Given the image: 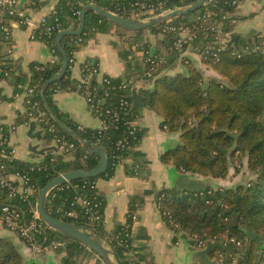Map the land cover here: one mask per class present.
Wrapping results in <instances>:
<instances>
[{
	"label": "trees",
	"instance_id": "1",
	"mask_svg": "<svg viewBox=\"0 0 264 264\" xmlns=\"http://www.w3.org/2000/svg\"><path fill=\"white\" fill-rule=\"evenodd\" d=\"M68 1L61 0L56 10L50 14V19L54 15H58L63 22H66L67 15L71 13V4L67 3ZM81 1L95 2L106 9L114 10L116 4L132 0ZM195 1L171 0V4L184 6ZM32 4L34 5V3ZM37 4L39 3L35 5ZM206 9L216 11L212 20L222 23L224 34L227 35L232 31L236 19L233 14L235 9L227 4L226 0H208L199 9L175 16L170 21L193 26L195 24L194 17ZM78 23L79 19L76 18L75 24ZM164 23L151 26L149 29L154 34L162 33L161 26ZM112 25L117 24L93 11L89 12L85 27L87 34L84 36V41L77 44L74 41L76 36L70 35L62 40V45L69 58L72 56V51L79 49L95 32H108ZM10 26L12 27V24ZM193 29L197 34L194 45H199L206 56L202 58L203 63L217 72L220 78L206 76L202 68L193 60L186 56L181 57L180 52L173 48L172 34L169 33H162L161 46L164 51H155L156 54L164 57V61L157 62L151 75L148 76L147 72L151 70L152 66L147 61L151 45L145 40L144 30L129 31L121 28L124 32L121 33L122 38L128 43L119 50L121 57L126 62V76L112 79L115 84L125 79H133L135 82L141 79L151 81V87L140 89L141 105L161 114L163 117L162 126L179 134L178 142L162 154L161 160L173 164L182 173L189 172L209 179L208 182L194 188L165 187L160 192L157 206L168 226L176 236L181 233L190 235L196 244L195 237L208 239L206 243L209 244L211 256L217 257L218 253H224L223 264L233 262L234 258H236L237 264H257V241L264 238V36L255 35L252 39L243 38L235 44L229 41L219 42L216 33L210 30L207 25L202 27L197 25ZM128 32L132 34L127 35ZM49 42L51 43V41ZM50 46V49H54V53L58 56L57 61L32 62L29 75L16 74L14 68L4 61L2 69L11 70L10 76L1 75V78L12 77L14 79L16 94L23 92L27 87H35L39 91V95L32 100H38L39 108L45 111L47 110L41 94L42 88L55 73L60 71L63 65L62 54L56 40ZM245 46H250V49L243 51ZM175 60L184 64V72L175 74L166 72V68L173 66ZM91 63L96 65V63ZM135 82L133 86H135ZM77 85L78 82L71 78L69 66L62 78L47 86L45 97L53 111L67 126L76 130L90 144L101 145L107 149L109 165L99 177L87 178L89 183L85 186L66 187L63 190L54 188L48 195L47 209L55 217L86 226L102 241L110 245L121 264H134L128 259V252L134 248L132 234L130 237L126 235V228L132 232L135 206L130 207L125 224L117 225L113 231L107 232L103 225L104 222L89 221L85 209L75 200L77 196L82 195L99 202L100 212L104 215V197L100 194L97 186L92 187L90 182L100 178H110L114 175V155L121 154L127 158L129 155L139 154L136 148L143 135L140 126L136 132L137 139L134 148L120 150L117 142L127 134V124L136 120L141 105H135L133 101V107L126 120L115 121L110 118L108 127L102 130L91 127L79 128L57 108L53 99L57 91L68 88L76 89ZM96 85L98 86L95 90L96 93L103 94V86L97 84L96 80L91 79L89 83L83 84L90 88ZM132 88L127 92L131 94L133 100ZM123 93L122 89L112 91L111 96L105 102V108L114 107ZM0 98L3 99L5 96L0 93ZM28 106L30 108L31 105L28 104ZM41 126L46 136L51 138V134L45 126L43 124ZM57 129L60 134H64L75 142L76 149L72 159L67 160L63 154L50 151L46 158L40 162L0 157V163L6 165L9 173L27 174L29 176L28 183L38 190H41L61 172L75 169L90 170L98 165L99 154L87 151L59 126ZM3 133L8 135L7 128L4 127ZM243 156L246 157L247 168L250 173L254 174V177L248 178L245 183L236 182L233 186L216 188L210 183V180L226 178L231 174L233 168L239 169L240 166L237 167L234 163L236 159L240 160ZM239 163L241 164V162ZM140 169V164L136 163L129 171L137 174ZM83 179L73 181L83 185ZM38 195L39 193H36L28 200H22L19 196L9 198L7 190L0 186V212L3 205L14 204L22 210L24 220L29 221L32 217L30 208L38 201ZM70 210H75L77 214L75 216L64 214ZM224 234L235 235L242 241L243 246L238 247L233 243L224 245L219 240L220 236ZM60 235L67 238L65 248L68 255L64 258L63 263L78 264L74 256L82 248H88L80 241L56 231L36 235L34 241L39 246H49L52 240L58 239L61 237ZM214 236H216L215 239H213ZM26 243L30 245L29 242ZM0 264H27L17 245L4 236H0Z\"/></svg>",
	"mask_w": 264,
	"mask_h": 264
},
{
	"label": "crops",
	"instance_id": "2",
	"mask_svg": "<svg viewBox=\"0 0 264 264\" xmlns=\"http://www.w3.org/2000/svg\"><path fill=\"white\" fill-rule=\"evenodd\" d=\"M60 2L61 0H32L28 10L38 18L52 14ZM36 3L39 4L35 5ZM233 14L236 16L235 23L232 31L223 39L224 42L237 44L243 38L264 36V0H244ZM11 24L12 38L6 45L4 55L6 64L12 66L16 74L29 75L32 62L49 63L58 60V56L45 42L30 38L28 28L16 22ZM120 29L118 26H111L108 32H95L75 50V62L70 66L73 80L81 82L84 65L90 61L96 63L100 70L99 76L93 78L99 85L104 76H126V62L119 50L128 43L122 38L121 33L124 32ZM131 34L128 32L127 35ZM143 35L150 43L152 51H164L162 40H159L157 34L144 30ZM184 55L199 65L206 76L220 78L193 50H187ZM184 71L185 66L179 60H175L173 66L166 68V72L170 74ZM151 85V81L146 79L137 80L132 88V95L135 87L140 97V89ZM26 90L16 94L14 79L0 77V93L5 96L0 98V121L7 128L8 142L14 149V158L40 162L50 151H58L52 139L46 136L41 124L30 115ZM53 99L57 108L79 127H101V120L91 113L85 97L77 89H61L54 94ZM162 121L161 114L141 105L137 117V124L143 131L136 148L139 154L129 155L124 164L116 167L112 177L97 180V188L105 200L104 228L111 232L117 225L125 224L130 207L135 206L131 227L134 250L131 255L128 254V259L132 258L134 264H221L210 255L209 244L199 247L188 234L181 233L176 236L157 206L160 193L157 196L156 193L165 187L194 188L209 180L189 172L182 173L173 164L161 160L162 154L179 140V134L164 128ZM31 124H34L33 129ZM33 134H39L40 138ZM64 156L70 160L74 155ZM136 163L140 164L141 169L137 174H133L129 169ZM238 175L237 172H231L226 178L210 180V183L216 188L233 186ZM0 236L9 238L17 245L27 264H64V258L68 255L65 246L57 249L44 246L35 250L16 233L2 225ZM263 251L264 238L257 241V264H264ZM74 257L78 264H105L89 247L82 248Z\"/></svg>",
	"mask_w": 264,
	"mask_h": 264
},
{
	"label": "built area",
	"instance_id": "3",
	"mask_svg": "<svg viewBox=\"0 0 264 264\" xmlns=\"http://www.w3.org/2000/svg\"><path fill=\"white\" fill-rule=\"evenodd\" d=\"M19 1L20 0H0V73L1 75H5L7 77L10 76L11 70H3L2 65L5 61L4 54L6 45L12 38V27L10 26L12 22L25 26L28 28L30 38L32 40H41L51 48L50 44L52 45L54 43V40H56L59 32L65 29H75L77 27L78 24H75L76 18L79 19L82 8L85 5L92 3L81 0L72 2L69 0L67 3L71 4V13L67 15L66 22H63L58 15H54L52 19H50V15L48 14L36 18L33 13L28 10V8H30L31 1L25 2L23 6L19 5ZM42 1L47 2L50 0ZM207 1L208 0H206L203 5H205ZM243 1L244 0H226V3L236 9ZM189 5L173 6V3L171 4V0H132L130 2H121L116 4L114 10H107L129 18H148L152 16L164 15L172 12L176 8ZM215 14L216 11L210 9H206L203 13H198L194 17L193 21L195 24L193 26L189 24L172 23L170 19L161 26V32L163 34H172L173 48L180 52L179 55L181 57L185 56L184 54L187 50H193L195 53L199 54L201 58H203L206 57L204 56V51L199 45H194V40L196 39L197 34L193 28L197 25L200 27L207 25L210 30L216 33L218 41L224 42L223 39L226 38V34L223 33L222 23L212 20V16H215ZM86 34L87 32L84 29L80 35L76 36L74 41L77 44H81L84 41V36ZM49 41H51V43ZM257 48H259V46H257ZM244 49L248 51L250 46H245ZM52 51L54 52V49H52ZM74 52L75 51H72V56L69 58V66L75 62ZM205 52L208 51L205 50ZM148 53L149 57L147 58V61L152 64L151 70L147 72V75L150 76L156 63L164 61V57L156 54L155 51L152 50H149ZM99 74L100 70L97 65H94L91 62H86L83 68V78L81 82L78 83L76 89L85 97L91 113L101 120V127L99 129L102 130L108 127L110 118L115 121L126 120L127 115L133 107L131 94L127 91L133 87L135 81L133 79H125L120 81L118 84H115L112 77L104 76L101 82V86H103V94L99 95L95 91L98 87L97 85L91 88L89 86H83V84H87L91 79L99 76ZM117 89L124 90V93L120 95L118 103L114 107L105 108L106 100L111 96L112 91ZM26 92L28 97L27 102L31 105L29 111L30 115L35 118L37 122L43 124L46 130L51 134V139L54 142L58 153L63 155L73 154L76 149L75 142L67 138L64 134H60L57 129V123L49 116L47 111L39 108V101L32 100V98L39 95V91L35 89V87H27ZM138 126L137 118L133 122L127 124V134L117 142L120 150H130L134 148L135 140L137 139L136 132L138 130ZM3 129L4 126L0 121V157L4 159H11L14 157V149L10 146L8 142V135H4ZM113 157L115 158L113 163L115 169L117 166L124 164L127 159L121 154L114 155ZM63 173L64 172H61L59 175ZM28 180L29 176L27 174L20 172L9 173L6 165L4 163H0V186L7 190L9 198L19 196L22 200H28L30 196L39 193L40 190L29 184ZM83 180V185L75 183L73 180H67L64 183L53 187L49 191L48 195L54 188H58L60 190H63L66 187L78 188L89 183L87 178H84ZM90 184H92V187H95L97 186V181H92ZM75 201L85 209V214L87 215L89 221L93 223L104 222V215L100 212L99 202L82 195L77 196ZM30 212L32 214L31 219L29 221H25L22 210L14 204L7 203L3 205L0 212V223L7 229L15 232L24 241L29 242L35 250H40L42 246H39V244L34 241V238L36 235L46 233V224L39 214L37 202L31 206ZM64 214L67 216H75L77 213L75 210H70L64 212ZM131 234L132 232L126 228V235L130 237ZM115 237H118V235H115ZM215 238L216 236L213 237V239ZM195 240H197V246L203 247L208 239L195 237ZM219 240L224 245L233 243L238 247L243 246L242 241L235 235L229 236L224 234L220 236ZM66 242L67 238L61 236L58 237V239L52 240L49 246L57 249L58 247L65 246ZM132 251H129L128 254L131 255ZM215 259L219 263L223 264L225 259L224 253H218V256L215 257ZM129 260L133 263L132 258ZM233 262H236V258H234Z\"/></svg>",
	"mask_w": 264,
	"mask_h": 264
},
{
	"label": "water",
	"instance_id": "4",
	"mask_svg": "<svg viewBox=\"0 0 264 264\" xmlns=\"http://www.w3.org/2000/svg\"><path fill=\"white\" fill-rule=\"evenodd\" d=\"M27 1H32V0H20L19 5L23 6ZM33 1H37V0H33ZM205 1L206 0H196L194 3H192L189 6L176 8L170 13L159 16H152L148 18H129L126 16L116 14L112 11H109L106 8L98 5L97 3L92 2L85 5L82 8L79 16V23L75 29H65L57 34L56 42L62 54L63 65L60 71L55 73L42 88L41 94L45 108L50 114V116L53 118V120L66 134L72 136L75 140H77L87 151L91 153L99 154L100 161L98 165L93 169L90 170L75 169L64 172L63 174L56 176L40 190L38 195L37 208L42 220L46 224V232L56 231L67 237L80 241L81 243L89 247L91 250L95 251L96 254L103 260L105 264H121L119 258L117 257L114 250L110 247L109 244L102 241L96 234H94L86 226L77 225L75 223L55 217L47 209L48 193L53 187H55L58 184L64 183L67 180L99 177L102 173H104L107 170L110 160L109 153L105 147L101 145L90 144L76 130L67 126L61 120V118L53 111V109L51 108L50 104L48 103L45 97V90L47 86L53 81L62 78L66 74L67 69L69 67V56L62 45V40L64 37L69 35L70 36L80 35L86 27L87 14L92 11L98 14L99 16L117 24L119 27L123 29L129 31H139V30H145L151 26L160 25L166 22L167 20H170L180 14H187L192 11H195L199 9L204 4ZM0 77H1V73H0ZM133 101L135 105H141V100L136 87L133 90ZM33 128H34V124H31V129ZM33 136L40 138L39 134H33ZM159 193L160 192H157L156 196Z\"/></svg>",
	"mask_w": 264,
	"mask_h": 264
},
{
	"label": "rangeland",
	"instance_id": "5",
	"mask_svg": "<svg viewBox=\"0 0 264 264\" xmlns=\"http://www.w3.org/2000/svg\"><path fill=\"white\" fill-rule=\"evenodd\" d=\"M112 26H117V25H112ZM118 28H120L119 26H118ZM121 30V29H120ZM145 30H148V31H150V29L149 28H147V29H145ZM158 35V38H159V40H162V38H163V34L162 33H159V34H157ZM161 38V39H160ZM239 162H241V164L239 163ZM247 159H246V157L245 156H243L240 160H237L236 159V161H235V166L237 165V167H239V169H237V168H233V170H232V172L233 173H235V172H237L239 175V177L236 179V181L237 182H246L247 181V179L250 177V176H252V177H254V174H252V173H250V171L248 170V168H247ZM0 225H2L1 223H0ZM3 226V225H2ZM6 228V227H5ZM15 233V232H14Z\"/></svg>",
	"mask_w": 264,
	"mask_h": 264
}]
</instances>
